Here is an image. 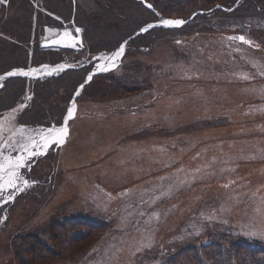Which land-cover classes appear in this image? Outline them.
<instances>
[{"label": "rangeland", "instance_id": "rangeland-1", "mask_svg": "<svg viewBox=\"0 0 264 264\" xmlns=\"http://www.w3.org/2000/svg\"><path fill=\"white\" fill-rule=\"evenodd\" d=\"M43 1L36 0L34 10L44 11ZM101 1L78 3L91 10ZM62 26L74 35V19ZM240 36L250 43L196 35L183 47L184 39L148 55L125 52L112 71L141 79L155 73V86L127 99L77 102L66 141L27 160L17 172L21 191L0 194V264L17 260L9 244L18 229L17 240L25 242L29 234L39 238L40 229L58 252L49 234L56 210L107 218L112 232L81 259L71 251L49 264H146L166 242L177 247L201 239L213 221L214 229L264 243V54ZM83 61H94L93 69L102 62L84 54L63 64ZM29 100L27 93L0 117V163L19 156L29 137L62 124H22ZM214 116L226 120L214 125ZM199 120L208 124L195 127ZM141 127L155 129L154 135L139 136Z\"/></svg>", "mask_w": 264, "mask_h": 264}, {"label": "trees", "instance_id": "trees-1", "mask_svg": "<svg viewBox=\"0 0 264 264\" xmlns=\"http://www.w3.org/2000/svg\"><path fill=\"white\" fill-rule=\"evenodd\" d=\"M35 1L6 0L0 3V29L9 37L0 35V76L31 65L57 64L84 54L93 58L111 52L159 17L181 19L185 23L177 27L155 26L137 34L129 40L127 55H148L161 44L182 39L185 40L180 44L183 47L196 39V35L230 38L247 35L255 43L254 49L264 54V0H147L152 4L151 9L143 0H102L97 9L91 10L82 7L78 0H44L40 4L44 11L34 10ZM73 19L84 28L85 47L72 49L54 42L57 33L58 36L64 33L62 25ZM74 65L58 75L44 78H4L0 85V117L31 93L19 121L27 125L61 124L70 101L93 69L94 61ZM154 74L148 73L143 79L114 71L96 74L85 85L77 102H83L87 97L93 102L106 103L130 98L153 88L156 80L150 77H155ZM225 120V117L215 119L214 116V125ZM197 123L195 127L208 124L206 120ZM153 131L155 129L151 128L142 131L141 127L138 135L144 133L145 136L149 132L154 135ZM76 214L56 210L49 219V234L59 246L58 252L48 247L40 229L36 230L39 238L29 234L32 239L27 242L17 240L22 236V229H18L20 232L13 235L9 244L17 258L13 259V264L35 261L49 264L71 251L78 260L112 232L107 218ZM56 218L58 220L54 221ZM209 225L210 231L207 230L208 233L201 235L199 240L190 238L188 243L177 247L166 242L164 252L154 251L147 256L146 264H264L263 242L239 238L225 227L214 229V221ZM27 248L30 254L23 255L21 250Z\"/></svg>", "mask_w": 264, "mask_h": 264}, {"label": "snow or ice", "instance_id": "snow-or-ice-1", "mask_svg": "<svg viewBox=\"0 0 264 264\" xmlns=\"http://www.w3.org/2000/svg\"><path fill=\"white\" fill-rule=\"evenodd\" d=\"M6 0H0V3H5ZM148 8H152V4L147 3L146 5ZM185 21L183 20H172V19H162L160 21V24L164 27H172V26H180L184 24ZM154 27V25L149 24L147 27H143L140 29L141 32H146L150 28ZM76 33L81 32V29L77 28L75 29ZM230 39H239L245 44H249L250 41L246 40L245 37H231ZM56 44H63L65 47H72L75 48L79 44V40L77 37L73 36L72 33L65 31L59 40L55 41ZM125 52V46L124 44H121L120 47L116 50L111 52L108 55L101 54L99 57H96V59L100 61H105L106 63L104 65L99 66V71H106L107 70V62H115L118 61V59L124 54ZM64 65H59L57 68L50 69L47 65L43 66V70L46 72H57L60 71ZM41 69H30L28 71H24L23 69L11 71L7 73V76H31L34 73L40 71ZM4 79L3 76H0V80ZM88 81L92 79V76H88ZM81 88H83V85H81ZM80 93L77 91L76 95L78 96ZM76 112V105L73 101L71 105L67 108V114L64 117V125L61 127H55L51 126L47 129L41 130L40 132V141H42V144H37L35 140H33L31 137H29V141L31 143H23L21 144V151L23 153H26V155L17 156L15 159H12L11 157H2L3 163H0V194H2L4 191L8 189H16L17 191H21L22 189L17 187V180H19V176L17 175L18 169L23 167L25 165V162L29 159H31L34 156L38 155H44L45 150L55 144V145H62L66 141V137L68 135V128L67 123L70 119L74 118ZM22 131V130H21ZM40 149L39 151H34L33 148ZM23 184L25 186L28 185V181L24 180ZM13 197L9 195L7 197V200H11Z\"/></svg>", "mask_w": 264, "mask_h": 264}, {"label": "bare ground", "instance_id": "bare-ground-1", "mask_svg": "<svg viewBox=\"0 0 264 264\" xmlns=\"http://www.w3.org/2000/svg\"><path fill=\"white\" fill-rule=\"evenodd\" d=\"M74 29H77V28H74ZM71 32H73L74 33V35L73 36H75V37H77L78 38V40H79V44L77 45V47L78 46H81L82 44H83V39H82V30H81V32H79L78 33V35H76V33H75V31L73 30V29H71L70 30ZM63 34V32L62 33H60V35H62ZM60 39V38H59ZM106 55H108V54H106ZM106 62L105 61H102L101 62V64L99 65V66H101V65H104ZM116 63L117 62H115L114 64H113V62H107V69H109V68H112L113 66H115L116 65ZM50 69H52V68H54V67H51V66H48ZM33 69H41L40 71H38V72H36V73H34L33 75H35V74H45V73H48V72H46V71H44L43 70V67H41V68H33ZM59 127H61V126H59ZM35 141L37 142V144H42V141H40V137L38 138V139H35ZM50 147V146H49ZM48 147V148H49ZM48 148L46 149V150H48ZM33 150L34 151H39L40 149H38V148H33ZM45 150V151H46ZM21 155H26V153H20V155L19 156H21ZM12 159H15V158H12ZM26 163V162H25ZM19 170V169H18Z\"/></svg>", "mask_w": 264, "mask_h": 264}, {"label": "water", "instance_id": "water-1", "mask_svg": "<svg viewBox=\"0 0 264 264\" xmlns=\"http://www.w3.org/2000/svg\"><path fill=\"white\" fill-rule=\"evenodd\" d=\"M151 25H154V26L156 25V26H158V25H161V24H160V21H159V22H157V23H153V24H151ZM147 26H148V25H147ZM147 26H145V27H147ZM124 46H125V48H126V46H127V41H126V42H124ZM57 66H59V65H56L55 67H57ZM97 72H98V70H97V71H93V72H91L89 75H91V76H92L93 74H95V73H97ZM1 76H3V77H8V76H7V73H6V74H4V75H1ZM86 82H88V79H87V81H86ZM83 86H84V85H83ZM82 89H83V88H81V86H80V88H79V90H78V91H79V93H81V92H82ZM76 96H77V95H76ZM73 101L75 102V105H77V102H76V97L73 99ZM73 101H72V102H73ZM68 122H69V121H68ZM63 125H64V122H63V124H62V125H60V126H63ZM67 125H68V123H67ZM57 127H59V126H57Z\"/></svg>", "mask_w": 264, "mask_h": 264}]
</instances>
